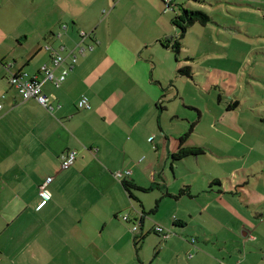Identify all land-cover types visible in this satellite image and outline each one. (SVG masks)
Masks as SVG:
<instances>
[{
	"label": "crops",
	"instance_id": "1",
	"mask_svg": "<svg viewBox=\"0 0 264 264\" xmlns=\"http://www.w3.org/2000/svg\"><path fill=\"white\" fill-rule=\"evenodd\" d=\"M162 1L165 2L155 0L154 3L161 13ZM107 22L89 26L91 34L83 40L87 49L84 53L76 51L78 61L60 86L52 81L43 84V91L54 105L52 111L33 98L24 100L9 79L20 72L42 78V67L52 64L53 52L67 55L80 41V31L88 32L86 28L78 22L65 23L66 27L62 26L58 33L54 30L46 38L48 51L6 63L7 69L0 71L6 80L0 81L3 104L0 110V264H81L82 257L74 256L82 250L90 264H97L99 250L103 256L104 251L119 250L125 245L126 249H132L147 233H155L159 242H166L160 254L167 248L173 250V257L165 264H264V254L248 246L249 242H255L251 245L256 246L257 238L244 228L245 223L238 226L246 237L242 247L228 244L240 243L234 224L223 236L219 230L211 233L218 239L224 238L226 250L212 248L208 233L205 239L202 234L195 236L196 242L185 240L197 213L223 216L220 205L213 204L225 202V197H211L196 212L181 211L180 201L172 199L171 226L168 220L156 217L155 222L149 218L156 215L158 200L150 211L153 214L146 211L142 200L132 199V204L127 203L124 179L129 177L141 187H151L149 191L154 189V184L163 188L169 185L168 165L176 177V169L186 164L189 157L208 152L202 146L190 145V134L181 139L187 128L169 134L162 122L161 112L166 109L163 103L169 88L173 87L170 79L179 68H175L169 55L162 64L156 57L163 50L173 52L164 45V40H173L179 34L177 26L171 20L162 29L163 34L153 29L150 34L139 35L130 42L121 34L113 35ZM164 35L167 36L163 38ZM47 44L51 48H46ZM183 48L184 44L178 56L180 60ZM62 69L55 68V75ZM84 95L89 98V108L78 107ZM160 103L163 108H159ZM152 136L154 139L150 140ZM181 148L201 150L173 160L172 154ZM69 150L77 151L76 160L71 167L62 169V155ZM126 168H132L128 169L130 175L122 178L116 175ZM144 170L153 176L148 179L149 173ZM48 177H53L47 184L51 197L40 206V189ZM218 179L220 186L212 191L219 195L238 194L236 186V192L228 191L227 185H221ZM165 195L180 199L168 190ZM231 202L238 205L236 199ZM141 221L142 227L133 231L132 225ZM156 226H163L164 232L156 231ZM166 227L173 230L170 238L164 236L169 232ZM174 239L177 244H172ZM258 247L263 248L261 244ZM137 256L138 261L126 260V264H152L153 260L141 257L140 248ZM112 264L119 263L112 260Z\"/></svg>",
	"mask_w": 264,
	"mask_h": 264
},
{
	"label": "rangeland",
	"instance_id": "2",
	"mask_svg": "<svg viewBox=\"0 0 264 264\" xmlns=\"http://www.w3.org/2000/svg\"><path fill=\"white\" fill-rule=\"evenodd\" d=\"M162 2L161 13L154 5L155 0H0V71L7 69L6 63L48 51L46 38L54 30L58 33L65 23L78 22L91 34V24L108 21L106 26L112 25L109 29L113 35L121 34L134 42L139 35L150 34L153 29L163 34L162 29L182 6L205 11L210 16L209 22L206 25L197 22L186 32L183 59L163 50L156 60L159 64L165 63L169 55L175 68L192 67V78L177 73L170 79L173 87L169 88L163 103L166 109L161 112L162 122L169 134L177 133L182 127L187 132L191 130L189 144L202 146L208 153L189 157L186 164L176 169V177L168 165V186L161 188L154 184L152 191H137L136 196L149 214H153L150 211L158 200L156 215L149 218L155 222L156 217L168 220L170 226L173 225L172 199L180 201L181 211L196 212L211 197H225V202L213 204L220 205L223 216L212 214L211 207V214L197 213L185 240L197 241L195 236L199 234L205 239L208 233L212 248L226 250L224 238L218 239L211 233L219 230L223 236L234 224L240 243L228 244L242 247L246 237L238 226L245 223L244 228L257 238V245L249 242V248L264 254V0H174L168 7ZM0 81L6 80L0 76ZM144 172L149 173L148 179L153 176L148 170ZM216 178L221 185H227L228 191L236 189L238 194L219 195L212 191L220 186ZM147 182L145 178L144 183ZM185 185H190L189 192H192L179 196L180 199L165 195L167 190L177 195ZM126 198L132 204L133 198L127 192ZM166 228L169 232L165 233L170 236L173 230ZM122 241L123 244L126 238ZM165 243L159 242L157 234L147 233L132 249H126L125 245L119 250L104 251L103 256L99 250L97 264H112V260L119 264H126V260L138 261V248L141 257L153 260L152 264H165L174 255L170 248L160 254ZM172 244L177 241L174 239ZM74 257H82L81 264H90L85 250Z\"/></svg>",
	"mask_w": 264,
	"mask_h": 264
},
{
	"label": "built area",
	"instance_id": "3",
	"mask_svg": "<svg viewBox=\"0 0 264 264\" xmlns=\"http://www.w3.org/2000/svg\"><path fill=\"white\" fill-rule=\"evenodd\" d=\"M174 0H165L166 6H170L169 2ZM66 27V24L64 25ZM89 36V33L87 31H80V41L77 43V46L75 49L70 50L67 55H64L62 53H59L57 51H54L51 57V65L45 64L42 67V78H39L37 76L30 77L27 72H20L17 74H14L10 77V82L16 87V89L19 91L20 95L24 100L28 99H35L40 104L47 107L49 110L54 109V105L50 103L51 97L43 91V84L47 81H52L54 85L60 86L62 82L66 79L68 73L70 70L74 67L75 63L78 61V55L76 53V50L79 49L80 52L84 53L87 49V47L83 44V40ZM46 48H51L50 44H47ZM57 67H63L61 73L59 75H55L54 69ZM90 101L89 98L84 95L82 96L78 101V107L79 108H89ZM3 108V104L0 102V110ZM154 136L150 137V140H153ZM77 157V151L75 150H69L65 154L62 155V162L61 167L62 169H67L71 167ZM131 174L130 170L127 171H117L116 175L120 178L123 176H128ZM53 180V177H48L46 179V182L44 185L41 186L40 189V195L42 197V202L40 203V206L47 202L48 199L51 197V193L47 189V184ZM127 219V216H126ZM140 224V223H139ZM138 223H135L132 227L133 231H136L140 228ZM156 231L158 232H164V228L162 226H156ZM164 236L167 237L169 234L164 233ZM194 241V240H193ZM221 264H224V262H221Z\"/></svg>",
	"mask_w": 264,
	"mask_h": 264
},
{
	"label": "trees",
	"instance_id": "4",
	"mask_svg": "<svg viewBox=\"0 0 264 264\" xmlns=\"http://www.w3.org/2000/svg\"><path fill=\"white\" fill-rule=\"evenodd\" d=\"M209 20H210V16L205 11L198 10V9L197 10L187 9L186 7L182 6L181 11L172 18V22L179 29V34L175 36L173 40L170 38L164 40L165 41L164 45L168 48H171L172 51L178 57L182 51V47H183L182 40L184 39L188 28L197 22L200 24L206 25L209 22ZM178 74L181 76L192 78L193 76L192 67L190 65L180 67L178 69ZM158 106L159 108H163L161 103L158 104ZM190 133H191V130L185 133L184 135H182L181 139L182 140L186 139ZM200 150L201 149L199 148H181L179 152L172 154V159L173 160L179 159L189 154H194L196 153L195 151H200ZM122 184H123L124 189L128 192L129 196L137 200H140L136 196L137 191H141V190L149 191L151 189V187L149 188L141 187L133 179H128V178L124 179L122 181ZM186 193H190L188 186L182 187L179 190L178 194L175 195V197H179Z\"/></svg>",
	"mask_w": 264,
	"mask_h": 264
},
{
	"label": "water",
	"instance_id": "5",
	"mask_svg": "<svg viewBox=\"0 0 264 264\" xmlns=\"http://www.w3.org/2000/svg\"><path fill=\"white\" fill-rule=\"evenodd\" d=\"M142 225H143V221L140 222L139 226L142 227Z\"/></svg>",
	"mask_w": 264,
	"mask_h": 264
}]
</instances>
